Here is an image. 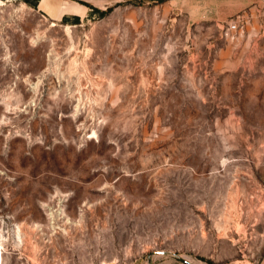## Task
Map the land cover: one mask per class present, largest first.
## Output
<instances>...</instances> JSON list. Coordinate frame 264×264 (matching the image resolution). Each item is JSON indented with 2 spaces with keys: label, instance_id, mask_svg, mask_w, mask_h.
I'll return each instance as SVG.
<instances>
[{
  "label": "rangeland",
  "instance_id": "rangeland-1",
  "mask_svg": "<svg viewBox=\"0 0 264 264\" xmlns=\"http://www.w3.org/2000/svg\"><path fill=\"white\" fill-rule=\"evenodd\" d=\"M0 245L264 264V0H0Z\"/></svg>",
  "mask_w": 264,
  "mask_h": 264
},
{
  "label": "built area",
  "instance_id": "built-area-1",
  "mask_svg": "<svg viewBox=\"0 0 264 264\" xmlns=\"http://www.w3.org/2000/svg\"><path fill=\"white\" fill-rule=\"evenodd\" d=\"M241 22L240 21H234L230 23L226 29H225V36L231 37L232 35L238 33L241 31ZM104 264H113V263H104Z\"/></svg>",
  "mask_w": 264,
  "mask_h": 264
},
{
  "label": "bare ground",
  "instance_id": "bare-ground-1",
  "mask_svg": "<svg viewBox=\"0 0 264 264\" xmlns=\"http://www.w3.org/2000/svg\"><path fill=\"white\" fill-rule=\"evenodd\" d=\"M72 11H76L75 8H71ZM1 246V245H0Z\"/></svg>",
  "mask_w": 264,
  "mask_h": 264
}]
</instances>
